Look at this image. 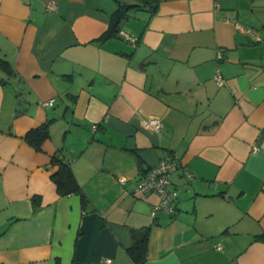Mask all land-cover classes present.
<instances>
[{
	"label": "crops",
	"instance_id": "1",
	"mask_svg": "<svg viewBox=\"0 0 264 264\" xmlns=\"http://www.w3.org/2000/svg\"><path fill=\"white\" fill-rule=\"evenodd\" d=\"M168 156L175 212L152 216L136 188ZM146 230L143 264H264V0H0V264H135Z\"/></svg>",
	"mask_w": 264,
	"mask_h": 264
},
{
	"label": "built area",
	"instance_id": "2",
	"mask_svg": "<svg viewBox=\"0 0 264 264\" xmlns=\"http://www.w3.org/2000/svg\"><path fill=\"white\" fill-rule=\"evenodd\" d=\"M123 39H129L125 33H120ZM217 59H221V55L217 53ZM214 81L218 85L223 84V78L218 70L214 73ZM54 100L50 99L42 101L40 105L44 108L52 107ZM161 120L157 118H149L142 122V129L146 132H158L162 128ZM95 130L96 126H92ZM259 148L253 146L251 153L258 152ZM178 159L172 156L165 157L156 166L148 169L140 178L137 185V191L141 193H155L159 197L157 204L152 206L151 215L154 216L158 211H164L168 214L175 212L174 203L177 199V189L172 185L171 178L174 172L179 168ZM187 180H192L191 174H186ZM219 248V246H218ZM101 264H114L112 258H105Z\"/></svg>",
	"mask_w": 264,
	"mask_h": 264
},
{
	"label": "trees",
	"instance_id": "3",
	"mask_svg": "<svg viewBox=\"0 0 264 264\" xmlns=\"http://www.w3.org/2000/svg\"><path fill=\"white\" fill-rule=\"evenodd\" d=\"M123 9L124 10H118V12H116L117 16L111 21L108 33H106L104 37H108L115 33V31L117 30V25L121 21L125 13V8ZM48 138L49 133L47 125L31 129L27 131L23 136V140L38 152L42 150V144ZM50 164L51 166L56 167V170L50 175V180L55 185L56 193L60 197H65L73 194L79 195L81 204L83 207H85L87 205L86 199L81 194L80 187L76 181L70 165L67 162H64L57 155L51 156ZM31 200L34 208L36 209L38 205H40V198L32 197ZM148 239L149 231L146 230L145 234L136 241L132 248L129 249V254L135 264L145 263L148 249Z\"/></svg>",
	"mask_w": 264,
	"mask_h": 264
},
{
	"label": "rangeland",
	"instance_id": "4",
	"mask_svg": "<svg viewBox=\"0 0 264 264\" xmlns=\"http://www.w3.org/2000/svg\"><path fill=\"white\" fill-rule=\"evenodd\" d=\"M129 19L131 20L130 17L128 18V20H129ZM128 20L126 21V19H125V22H123L122 25H123L124 23H127V24L129 25ZM128 25H127V26H128Z\"/></svg>",
	"mask_w": 264,
	"mask_h": 264
}]
</instances>
